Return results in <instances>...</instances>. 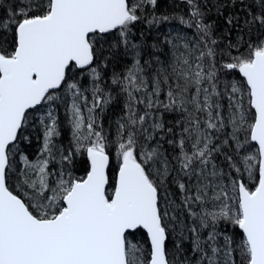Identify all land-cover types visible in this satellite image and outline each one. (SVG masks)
<instances>
[{"label":"snow or ice","instance_id":"obj_1","mask_svg":"<svg viewBox=\"0 0 264 264\" xmlns=\"http://www.w3.org/2000/svg\"><path fill=\"white\" fill-rule=\"evenodd\" d=\"M184 3L179 22L195 31L167 38L166 52L132 35L142 19H169L142 17L157 0L4 8L0 264H264V0ZM57 101L68 148L58 143ZM114 105L110 136L99 119ZM45 106L32 161L19 144Z\"/></svg>","mask_w":264,"mask_h":264},{"label":"trees","instance_id":"obj_2","mask_svg":"<svg viewBox=\"0 0 264 264\" xmlns=\"http://www.w3.org/2000/svg\"><path fill=\"white\" fill-rule=\"evenodd\" d=\"M13 0H4L3 7H0V15L3 14L4 8L7 7L8 4H11ZM201 3L204 0H200ZM236 11L229 7L225 10L227 12ZM155 14L158 17H169L168 20L162 21L158 24L150 26L146 23L144 19L138 21L133 28L132 35L136 42L144 41L148 46L153 44H158L161 51L166 52L165 42L167 38H170V34L168 32L169 29H174L177 32L187 33L188 35H192L194 33V29H190L185 25L180 24L179 17L183 16L185 18L189 15V8L187 4L184 3V0H157V6L155 9L150 6L147 7L144 13H141L142 17L149 16L150 14ZM243 15V13H240ZM208 20L217 22V31L221 32L224 30V20L223 17H218L216 10L213 8L211 13L208 16ZM235 31H233V38L235 37ZM164 58L163 56L161 57ZM123 69V59H121V63L116 65L115 70L120 71ZM112 69H108L105 75V81L107 82L109 76L111 74ZM85 87L89 86V80L87 75L81 74L76 77ZM90 95V94H89ZM60 102V101H57ZM56 105V103H55ZM54 105V106H55ZM56 107V106H55ZM65 105L61 102L60 105L56 108L57 113V123L60 131V136L58 137V143L62 144L65 148H68L71 142V130L68 123V116L65 112ZM37 110L33 111L32 117L29 120L28 125L25 128V136L27 139H22L19 144V148L21 150L20 155L27 156L30 160L35 161L41 152L42 149V132L40 126L38 124V116L36 117ZM120 114V108L118 105L111 106L108 110H106L99 119V122L103 124L104 131L110 136L115 135V121ZM16 160L15 168H21L22 164L19 159V155L14 158ZM78 175H82L84 173V166L82 161L78 158L77 165L75 169ZM138 239H142V237L138 236Z\"/></svg>","mask_w":264,"mask_h":264},{"label":"rangeland","instance_id":"obj_3","mask_svg":"<svg viewBox=\"0 0 264 264\" xmlns=\"http://www.w3.org/2000/svg\"><path fill=\"white\" fill-rule=\"evenodd\" d=\"M168 32H169V34H170V37H173V36H176L177 35V33H181V32H177L176 30H174V29H169L168 30ZM181 34H183V33H181ZM60 103L61 102H56V107L53 105L52 107H53V109H54V114L56 115V117H57V113H56V108L58 107V105H60ZM66 107V106H65ZM49 111V109H48V107L47 106H45V107H41V108H39L36 112V117L38 116V124H39V126H40V129H41V132H42V137H43V133H44V128H43V125H41V123H40V120L41 119H43L44 117H46V115H47V112ZM65 112H66V108H65ZM67 113V112H66ZM68 116V115H67ZM42 143H43V141H42Z\"/></svg>","mask_w":264,"mask_h":264}]
</instances>
